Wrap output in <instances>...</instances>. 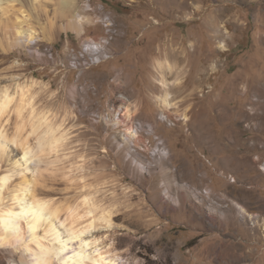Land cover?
<instances>
[{"label":"rangeland","instance_id":"1","mask_svg":"<svg viewBox=\"0 0 264 264\" xmlns=\"http://www.w3.org/2000/svg\"><path fill=\"white\" fill-rule=\"evenodd\" d=\"M75 2L87 17L82 30L68 24L62 0H12L0 10V96H13L0 129L12 136L21 124L23 90L64 135L27 162L6 143L0 208L28 183L61 207V220L74 210L103 264H264V0ZM20 21L37 41L15 39ZM165 91L169 109L156 101ZM128 101L134 142L127 121H114ZM27 125L22 138L35 145ZM17 253L0 244V264Z\"/></svg>","mask_w":264,"mask_h":264},{"label":"bare ground","instance_id":"2","mask_svg":"<svg viewBox=\"0 0 264 264\" xmlns=\"http://www.w3.org/2000/svg\"><path fill=\"white\" fill-rule=\"evenodd\" d=\"M10 1L12 0H0V10L6 8L3 6L4 2L8 3ZM62 4V12L66 10L71 13L68 24L82 30L87 17L75 9V0H62ZM14 26V37L18 42L32 44L39 39L38 32L32 26L23 25L21 21ZM220 45L222 46V44ZM91 49L94 50L93 47ZM160 84L165 85L163 81ZM6 91L0 96V117L7 111L10 102L13 101V96H10ZM170 99V94L167 91L156 97V101L165 109H169L174 105ZM27 107L28 119L26 121V117L24 118L22 114ZM15 111H17L18 116L23 117L22 122L12 136L6 135L0 129L1 152H5L7 142H12L20 148L23 153L22 159L27 162L28 159L34 157L39 160L43 154L51 152L59 146L64 135L57 133L58 128L53 125L47 112L35 113L29 96H25L23 90L20 92ZM135 112L136 106L128 101L124 105L122 118L117 117L114 120L116 124L120 121H127L125 137L133 142L139 137L137 126L133 122ZM180 116L185 123L188 121L187 113L181 112ZM164 117L167 118V115L164 114ZM26 123L29 127L28 135L36 134L35 145H30L26 137L22 138L21 131ZM202 124L200 123V125ZM138 167L144 170L141 163L138 164ZM6 179L7 175L0 177L2 187L5 185ZM31 182L34 183L35 180ZM164 193L167 198H170L168 187H166ZM190 193L197 197L193 191L190 190ZM182 195L184 196L185 192H182ZM12 197L16 202L15 205L0 208V244L10 245L20 251L19 255L16 254L18 257L15 259L14 264H52L54 261H57L58 264H89L88 260L95 262L94 264H103L102 261L106 256L102 255V250L97 253L98 257H94L93 252L98 250L95 247L96 245L90 239L84 237V227H76L74 224L77 218L73 212L74 210L68 209L67 216L61 220V207L52 204L51 201L43 197H39L31 190L28 183L19 187ZM88 198H84L83 201L87 202ZM173 202L177 204L180 202V198L173 197ZM66 218L70 220L68 224H65ZM101 218L106 222H110V212L102 215ZM22 222L25 223L24 227H22ZM57 224L63 226L64 229L61 231ZM89 224L91 225L92 221ZM38 230H41V234L38 233ZM41 237L46 238L47 241H42ZM116 260L117 257H111L108 262H115Z\"/></svg>","mask_w":264,"mask_h":264}]
</instances>
